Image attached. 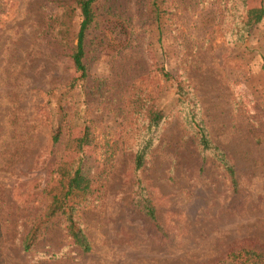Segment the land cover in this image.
Instances as JSON below:
<instances>
[{"label":"rangeland","instance_id":"1","mask_svg":"<svg viewBox=\"0 0 264 264\" xmlns=\"http://www.w3.org/2000/svg\"><path fill=\"white\" fill-rule=\"evenodd\" d=\"M76 1L0 0V264H212L232 249L264 250V15L245 21L264 0H165L159 24L147 0H98L87 77L71 86ZM177 83L233 164L235 188L199 149ZM142 107L165 118L135 170ZM86 127L82 170L100 193L77 217L91 250L71 244L60 216L25 250L57 175L76 162L68 140Z\"/></svg>","mask_w":264,"mask_h":264},{"label":"trees","instance_id":"2","mask_svg":"<svg viewBox=\"0 0 264 264\" xmlns=\"http://www.w3.org/2000/svg\"><path fill=\"white\" fill-rule=\"evenodd\" d=\"M97 1L98 0L76 1L80 10L81 20L75 34L76 43L70 54L77 75L75 80L71 82V86L76 85L78 80L83 81L87 77L85 34L89 29L97 26L98 15L95 7ZM164 1L165 0H147L151 14L158 24L161 20L160 11ZM263 15L264 10L261 7L249 9L245 13L246 25L249 28L253 27L262 19ZM158 28L161 29L159 25ZM155 67L164 80L170 81L172 79L170 73L160 64L155 63ZM176 94H178V100H182L187 104L188 111L185 119L188 121V128L197 138L199 149L203 153L214 155L229 177L231 185L235 188L237 185L235 168L223 151L211 142L206 128L197 117L196 106L194 105L193 98L189 96V91L185 90L181 83H177ZM187 97H190L188 101L186 100ZM142 109L146 114V129L137 144L138 146L134 154L135 170H140L143 167L146 156L157 138L156 132L159 125L165 118V115L161 111L155 110L152 107H142ZM59 135L60 132H56L53 135V141H58ZM91 142L92 137L88 127L85 128L82 135L70 137L68 140L69 149L78 155L76 162L71 167H63L57 175L55 182L48 191L49 204L45 212L32 223L23 241V248L25 250L32 248L39 239L40 232L44 225L56 216L62 217L65 234L71 244L85 253L91 250L90 240L85 234L77 217L78 208L88 200L97 198L100 193V185L95 184L82 170L83 147L90 145ZM137 185H140V181H137ZM138 201L140 202L139 205L142 210L146 211V214L151 219H154V209L150 201L148 199H141V187H138ZM212 264H264V250L251 247L232 249L229 250L224 257Z\"/></svg>","mask_w":264,"mask_h":264}]
</instances>
